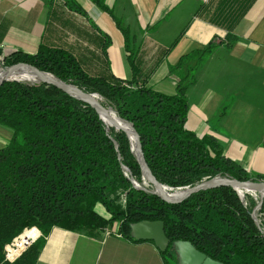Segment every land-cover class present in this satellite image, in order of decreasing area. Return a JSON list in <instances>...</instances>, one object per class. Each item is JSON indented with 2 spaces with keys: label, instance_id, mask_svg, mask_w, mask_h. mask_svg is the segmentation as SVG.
Returning <instances> with one entry per match:
<instances>
[{
  "label": "trees",
  "instance_id": "trees-1",
  "mask_svg": "<svg viewBox=\"0 0 264 264\" xmlns=\"http://www.w3.org/2000/svg\"><path fill=\"white\" fill-rule=\"evenodd\" d=\"M63 2L85 13L75 0ZM93 2L105 9L104 0ZM116 24L130 49L128 29L117 19ZM226 39V47L235 41L229 34ZM215 46L212 40L169 67L176 81L173 94L153 89L147 76L136 75L131 51L128 80L90 75L70 52L43 44L32 54L0 53V66L27 64L97 94L99 104L111 111L108 116L133 126L149 170L172 191L215 177L264 182V174L227 157L216 138L198 137L185 127L187 90ZM0 125L12 131L0 149V264H36L54 227L80 231L116 224L123 238L141 242L130 236V224L143 220L164 224L169 239L160 252L164 264H177L172 247L177 240L189 241L223 264H264V201L256 212L259 225L251 215L258 200L247 194L241 200L229 186L200 190L179 203L163 201L150 183L144 184L126 132L107 127L88 103L43 82L5 80L0 83ZM97 204L107 218L96 211ZM29 227H36L39 237L14 262L5 261L4 246Z\"/></svg>",
  "mask_w": 264,
  "mask_h": 264
},
{
  "label": "crops",
  "instance_id": "crops-1",
  "mask_svg": "<svg viewBox=\"0 0 264 264\" xmlns=\"http://www.w3.org/2000/svg\"><path fill=\"white\" fill-rule=\"evenodd\" d=\"M75 2L84 14L63 0H0V53L32 54L43 44L70 52L90 75L128 80L131 51L136 75L173 94L169 67L214 40L187 90L185 127L213 136L227 157L264 174V0H104V10L93 0ZM116 19L129 31L131 50ZM11 135L0 125V149ZM95 209L108 217L101 205ZM117 228L54 227L36 264H164L154 243L129 241Z\"/></svg>",
  "mask_w": 264,
  "mask_h": 264
},
{
  "label": "water",
  "instance_id": "water-1",
  "mask_svg": "<svg viewBox=\"0 0 264 264\" xmlns=\"http://www.w3.org/2000/svg\"><path fill=\"white\" fill-rule=\"evenodd\" d=\"M16 69L27 70L29 73L34 75L36 80L32 82H43L49 85H53L61 89L62 91L66 92L70 96L88 103L95 109V111L98 113L99 117L105 124V119L103 115H107L108 112L111 111L104 109L99 104L97 100V94L86 93L72 84H68L60 80H57L52 75L46 72L39 71L33 66L23 63L14 64L12 66L0 70V83H2L5 80H22L16 78L13 79L9 78L10 75ZM110 126L125 131L126 134L129 136V138L133 143L134 152L137 156L138 161L140 162L143 177L153 187L152 193L157 195L163 201L168 203H179L193 193H196L200 190L210 189L218 186L232 187L234 190H236L240 199L243 200L244 195L241 194L240 189L253 190L260 194V198L257 202V205L255 206V208L251 213L255 223L259 225V222L256 218V211L260 208V206L264 201V182H259V181L240 182L235 179H223L220 177H215L212 179L204 180L192 187H184L179 191H172L168 193L166 189L168 190L170 189L167 186L160 184L154 178L151 171L149 170L143 157L138 134L134 130L133 126L119 118H117V120L112 119L110 122ZM133 184L135 185V187L140 188L134 182ZM130 236L135 240L152 241L160 252L165 251L169 245V239L166 237L164 233V224L162 221L159 220L156 221L143 220L130 224ZM172 247L177 257V264H223L219 261L211 259L210 257L206 256L204 253L198 251L189 241H182V240L174 241L172 243Z\"/></svg>",
  "mask_w": 264,
  "mask_h": 264
},
{
  "label": "built area",
  "instance_id": "built-area-1",
  "mask_svg": "<svg viewBox=\"0 0 264 264\" xmlns=\"http://www.w3.org/2000/svg\"><path fill=\"white\" fill-rule=\"evenodd\" d=\"M106 233L109 234L107 230ZM39 235L40 232L36 227L24 229L21 234L17 235L4 246V260L9 263L14 262L30 245L35 242Z\"/></svg>",
  "mask_w": 264,
  "mask_h": 264
},
{
  "label": "rangeland",
  "instance_id": "rangeland-1",
  "mask_svg": "<svg viewBox=\"0 0 264 264\" xmlns=\"http://www.w3.org/2000/svg\"><path fill=\"white\" fill-rule=\"evenodd\" d=\"M194 64V62L193 61H191V62H189V63H187V65H185L184 66V68H186V66H188V67H190V65H193ZM3 68L0 66V70H2ZM12 77V76H11ZM14 78H16V79H23V75H18V74H15L14 76H13ZM24 81H26V80H24ZM98 98V97H97ZM109 111V110H108ZM143 179H144V184H146V183H149L144 177H143ZM170 190H168V189H166V191L168 192V193H170V192H172V189L171 188H169ZM180 189H178V190H173V191H179ZM244 191V192H243ZM241 192V194H243V195H251L253 198H256L257 200H259V198H260V194L259 193H257V192H255V191H253V190H241L240 191ZM99 208V211H101V212H103V210L101 209V207H98ZM258 211V210H257ZM256 211V212H257ZM257 214V213H256ZM114 225V224H113Z\"/></svg>",
  "mask_w": 264,
  "mask_h": 264
},
{
  "label": "bare ground",
  "instance_id": "bare-ground-1",
  "mask_svg": "<svg viewBox=\"0 0 264 264\" xmlns=\"http://www.w3.org/2000/svg\"><path fill=\"white\" fill-rule=\"evenodd\" d=\"M18 74V75H23V79L22 80H29V81H35L36 78L34 77V75H32L31 73H29L27 70H20V69H16L9 78L13 79L14 75ZM12 76V77H11ZM104 119H105V124L107 126H110V122L112 119L117 120V118L114 117H110L108 115H103ZM241 191V189H240ZM244 192V191H243Z\"/></svg>",
  "mask_w": 264,
  "mask_h": 264
}]
</instances>
